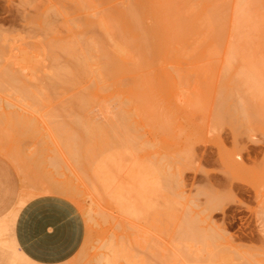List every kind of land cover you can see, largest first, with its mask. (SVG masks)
Returning a JSON list of instances; mask_svg holds the SVG:
<instances>
[{
    "label": "rangeland",
    "instance_id": "rangeland-1",
    "mask_svg": "<svg viewBox=\"0 0 264 264\" xmlns=\"http://www.w3.org/2000/svg\"><path fill=\"white\" fill-rule=\"evenodd\" d=\"M75 1H77L78 4ZM75 1L73 0H70V1L69 0H0V37L2 39L0 43V50H1L0 71L2 72L4 69L5 70L9 69L16 75L22 74L21 76L19 75L18 77L19 79L23 78V80L25 81L24 82L22 81V79L20 80L17 79L15 84L14 82H10L14 84L12 85L9 83V80L5 78L6 80H8L9 84L5 83L6 80L1 83V75H0V121L2 122V120H4L3 117L6 118L7 114L9 113L10 115L11 113L12 114L11 118L14 117L13 121L16 119L18 120L19 117H20V120H23V121L28 119V122L31 119L30 122L32 124L36 123V127L35 125H32V127L34 126L33 131H35V133L37 132V135H35L33 139L30 138L26 142L20 140V142L22 143L24 142L22 144L19 142V140H17L20 137L19 136L20 134L17 135L18 134L17 132H20L19 130L21 129V127L16 125L14 126L15 127L14 128V127H11L12 125H7V124L5 125L4 123L0 124V130H1L0 134L2 135V136L0 135V138H3V137L5 138L3 140L4 143L2 140H1L2 143L0 142V147H1L0 148V218L6 217L8 214H10L14 210L8 217L0 220V247L7 249L6 256H8L9 258L14 257L15 258L14 261L16 264H39L31 260L29 257H27L18 248L17 243L14 238V224H15V220H16L19 210L28 200H30L33 197L40 196V195L56 194V195L65 196L66 198L73 201L77 205L79 211L81 212L84 218V222H85V238H84L82 246L72 258L62 263H58V264H114V263H117L119 260L120 261L117 264L119 263L126 264V262L124 263V261H122L123 259L121 260V258H118L119 260H116L117 258H115L114 263L112 261L109 262L110 261L109 259H111L112 255H114L110 253L113 250V247L117 248V249H114L115 251H118L119 247H120V250H122V246L127 244L128 240H129V244L131 243L130 247H132L133 249L132 252L134 253L136 257L135 260H137L138 264H264V69H263L264 68V52H263L264 51V46H263L264 40L260 39L262 37L264 38V34L262 37L261 36L258 37V41H259L258 45L254 47L253 46H250V47L248 46L245 48L241 47L239 51L238 50L239 47L238 49L236 47V49L234 50L233 47H228V46L239 45V44H242L245 40H247L248 36L245 31H243L242 29L239 31L238 27L236 29V27L232 28L231 26H227L223 30H216V29L209 28L205 23L201 22L202 24L201 25L199 22L193 28L187 29L189 30V32L192 31L189 33L191 36L190 37V40H191L190 48H187V49L176 48L177 51L173 49V50H170L171 52L170 51L163 52V56H160L161 58H159L160 61L158 59L156 62L157 64H159L158 66L157 64H155V66L153 65L155 62L152 64V66L150 65H146V66L145 65H133L132 66V64L129 63L131 68L128 67L130 68L129 71L125 69L126 73L127 71L129 73L132 68H133L132 72L133 71L135 72L137 70L138 71L143 70L141 71L143 75H145L146 73L149 74L151 72L150 76H146L147 77L146 79H148L149 81L146 80L144 83L146 84L150 82L149 78L151 76L155 77L156 75V78L158 79L152 78L153 81L151 80L152 82L151 84H153L154 82L160 83V87H161L160 91L158 90L159 88L158 85L156 87L155 83H154L155 85H152V86H154L157 89H152V91H150L149 89L150 87H148L149 85L148 86L144 85L145 88L142 89L143 87L142 78H144L145 80V77L144 76L140 77L142 76L140 72H139L140 74L138 73V75L136 73L134 77L132 76L128 77L127 80L126 78L121 76V78H123L122 82H124L125 80L127 82L125 81L124 83H122L120 81V83L119 82L118 83L126 84L128 86L129 84L128 82H131L130 85H132V83H134L135 81L136 82L138 81V85H136L137 83L133 84V87H135V85L137 86L136 88H138L139 85L142 87L139 86L140 88L137 90L136 88L132 87L135 91H139L140 89L146 90L152 95L154 93H158L159 91V93L160 94L162 93V94L161 95L159 93L156 94L157 96L161 97V98L158 97V99L159 100L163 99L165 102L163 103V105L162 103H160V101L158 102L155 100V102L160 103L159 104L160 106L158 105V107L164 106L163 107L164 110L162 108H160L159 110V108L156 107L157 106L156 103H154L155 106L153 104L152 105L150 104L154 108H151L149 104H147V101L149 99L154 98L156 95H154V97L151 95L152 96L151 98L150 95L148 94L146 95L147 96L146 100H145L146 96L143 97L142 95L143 97V98L141 97L142 101H140L141 98L138 97L139 99L136 102L138 103V105L130 103L132 107L136 105V108L134 107L135 109L132 110L131 109L132 107H129V104L126 105L127 108L128 107L130 108V109L126 108L127 110L129 111L132 110V112L131 111L130 112L133 114L132 116L133 118H131V116L128 115L129 112L127 111H126V115H128L129 117H126V115L124 116L122 115L123 113H121L125 111L124 110L125 107H123L124 109L122 108L123 110L121 109L120 112L116 110L117 109L119 110V108L123 106V104L120 103V101H123L124 99H126L127 100V101L125 100L126 103H128L129 100H131V102L134 103L135 102L133 100L134 97L132 98L130 97V99L128 100V96L130 95V93L127 94L126 92L125 93L119 92L122 88L125 89L126 85L124 86L121 84L122 86L121 87L117 85L116 83L113 84V82H111L112 84L109 85L110 82L108 80L107 81L109 83L105 81L106 82L104 83L105 89L109 88L110 86L112 87L114 85L113 88H111L108 92L103 89L105 93H103L102 91L103 94H101L102 96L100 97L97 96V95H100L98 94L99 92L98 91L95 96H97L96 100L99 102L98 103L95 102L96 101L94 99L95 96L92 98L93 101L95 100L94 104L96 103L95 105L97 106H94V104H92L93 101L91 104H89L91 101L89 102L87 100L88 105L92 109H90L89 106H87V109H84V111L87 110L86 114L87 116H89L88 119H90V122L92 124L95 123V125L97 124L100 125L102 122L103 127H105L104 133L105 134L108 133L107 134L108 136L104 135L105 136L104 138L110 139L109 135L112 136L111 139L115 135L119 136L118 131L120 129L117 125H120V128L124 131L123 132L122 130H120V135L122 136H119V137H121V139L116 138L117 136L114 137V139L115 138L117 139L116 142H119L117 143V145L114 144L116 148H112L113 146L109 144L110 142L107 143L108 139L107 140L105 139L106 144L108 146L109 145L112 146V147L109 146V148L113 149L112 151L113 153L117 148H119V145L122 146L119 149H123V150L122 152H119L121 150L116 151L115 153L117 154L112 156L113 154L112 153L109 154L110 151H108L110 149L108 148L107 145H105L106 149H104L103 151V157L106 158V156H109V155L110 157L112 156L111 158L110 157L106 158V160L108 161L107 168L109 169V174L114 176L113 174L115 173V175L117 176L116 177L111 176L115 183L114 186H112L111 188L109 187V188L103 189L102 186L98 182L90 180V178L92 180L94 179L92 177L89 178V176L91 175L89 174V172L87 173V172H84L83 170L78 169L77 167L78 165L77 164H76L77 166L75 165L74 161L70 159V157L68 156L67 151H65V148L62 149L63 146H60L59 141H57V139L54 137L56 133L55 134L53 133L54 130L52 131V129L54 127L51 125L52 123H54L53 125L57 124L56 120L58 119H59L58 120L59 122H61L60 121L61 118H62L61 120L65 121L64 118L65 119H68V117L72 118V115H74L75 113L83 112V110L80 109V111H78L79 109L76 108V110H74L75 112L73 113V111L68 109L66 105H69V103L71 104V102H73L72 97H75L76 94L78 95L80 94V92L82 91L84 92V90L88 91V89H90L89 86L91 85L90 87H92L94 85V81L92 78L91 79L89 78L91 81H88L89 79L88 80L85 79V81L86 80L87 81L85 83L83 82L81 84L82 86L81 87L79 84L81 83V80H79V82L77 81V83H75L74 85L75 88L69 84H65V86L67 85V88H66L62 82L60 84L57 83L56 84L57 86L55 85L54 86L59 88L58 90L51 84L53 81H56V82L59 81L57 80V77L55 75L56 70H59L58 68L67 66L68 63H71L72 60H74V58H71L72 56L69 57L67 54H65L61 50V48L60 49L58 48V47H61V44L65 45V44L74 42L77 46L78 44L77 42L79 43L81 42L80 46L81 48H84V39H87V38L91 39L93 36L95 38L97 36H102L103 34V32L101 31L102 29L100 30V28L98 27H96L97 29L93 27V28H90L89 30L87 27V25L89 24L86 23L88 19L92 20L93 22L94 21L99 22L100 16L104 19V17H106L104 16V14H106L107 12L108 14L111 13L110 15H112V13L117 12V10H120L121 8L127 9L126 6L130 7L131 3L134 4L135 1L134 0H109V2L106 3V1H101V0H98V1L97 0H83L84 5L86 4L88 6L87 7L85 5V8H82L84 7V5L81 4L82 3L81 0H80L81 3H79V0H75ZM203 1L204 0H199V2L198 0H189V4H190L189 6H192L190 7L191 9H194L197 7L199 8L201 7V4H203ZM233 2H235V4ZM244 2L245 4L247 3L251 6L254 4L256 5L259 4L261 0H240V1L239 0H229V1L227 0V3L228 4L230 3L231 7L232 5H235V6H237L238 4L241 5V3H244ZM152 5H150L151 7L147 6L148 10L150 9L153 11L155 10L156 7L160 6V5H155L153 7ZM76 8L79 11H77ZM92 9L95 11H93ZM120 11H123V9H121ZM118 13H121V12L118 11L117 14ZM117 14H116V18H117ZM46 15H47V18L51 20L50 22H48V20L45 22H43L44 20L42 21L43 19L42 16L46 18ZM148 18L149 20L146 18L147 22L145 20L146 26L148 25L147 26L148 29H154V26L158 24L157 23L158 21H156L157 19L156 20L155 18L153 19V16H148ZM155 21L157 24H155ZM47 24L49 25L51 24V25L47 26ZM178 30L179 29H171L170 31L171 35L176 42L177 41L184 42L185 35H186L185 33L186 32L188 33V31L185 29L186 32L184 33L183 32L184 30L183 31L182 30L178 31ZM215 36L217 37V39L218 38L221 39V41L218 42V46L223 47V48L221 49L211 48V49H205V50L206 52L209 50L211 51L212 49L217 50V51H214L215 53L212 56L214 59L216 58H219V59L212 62L213 58L209 54L211 58L209 56L208 57L212 60L210 59L208 60V57H207V60L210 63L209 62L205 63L207 61L206 56L208 54H204V57H203V54H201V52L198 54L199 49L205 48L203 46H205V44L208 43L209 40ZM205 38L207 40L209 38L210 39L206 42ZM244 38H247V39H244ZM116 41H117L116 39L115 41L114 39L109 41L110 43H108V46L109 44L111 45V47H109L110 50L112 49L114 45L116 46L118 44V41L117 42ZM52 47L56 49L53 50ZM194 47L195 48L197 47L196 49L198 50V52H196L197 50L195 49L193 50ZM57 48L59 49V52ZM74 48L77 51V47H74ZM256 48L257 49L259 48V50L257 51ZM219 49L222 52H220ZM226 49L227 50L229 49L228 52ZM55 50H57V54H56L57 57L53 58V54L56 53ZM201 50H202V53H206L204 49H201ZM232 50H233V53H232ZM49 51L50 52L53 51V52L49 53ZM78 51H80V49ZM47 53L49 55L52 54L51 55L52 58L49 55H47ZM186 56L188 58H186ZM178 58H181V59H178ZM244 58H247V59H244ZM56 59L57 61H55ZM169 59H172V60L168 61ZM246 60L248 61L246 62ZM4 61H6V63L8 64H6ZM21 61L23 62L21 63ZM24 61L25 62L28 61L27 62L28 66L29 65L30 66L28 67L26 65L27 63L24 64L25 63ZM180 61H182L181 64L183 63V61H185L184 64H182V67L184 69L180 68L181 67L180 66L179 67L180 69L176 67V70H175V67L173 68L171 67L173 66L172 64L171 66L169 65L170 62L171 63L174 62L175 64V62L179 63ZM196 61L198 65H196ZM178 63L175 64L174 66H177V65L179 66L180 63L179 64ZM20 64L21 65L24 64L25 68L21 66ZM186 64H188V66ZM8 65H10L11 67ZM184 65H186L187 67ZM23 68L24 70L22 71ZM124 68L125 66L123 67V69ZM197 68H200V69H197ZM168 70L171 73L165 74ZM158 71L160 74H158ZM179 71L182 74H181V77L180 78L178 77L179 79L178 78L177 79L179 80L178 82H180L181 79H183L181 82L183 85L177 82L176 80L177 76L175 77L174 75L176 74L180 76ZM201 71L202 73L207 71V73H204L205 75L208 74L205 77L211 74L210 77H207V78L201 77L203 75L202 73L201 75H199L200 74L199 72ZM128 73L126 75L129 76ZM133 74L135 73H132V75ZM168 74H170V76L172 75L173 78H171L170 76H167ZM160 75L163 78L166 76V78H164L165 80L163 78L160 79ZM188 76L190 78L191 77H194V78L190 79ZM168 77L170 78V80L173 79L172 80L174 81L173 84L172 82H170ZM223 77L225 79L227 78V80H225ZM129 78L131 80H128ZM136 78L137 80H135ZM139 78H141L142 83L140 82V80H138ZM188 78L190 79L192 83L190 81H187V83H185L184 85V81L186 82V80H189ZM237 78L240 80V82ZM192 79L194 80V82ZM132 80L134 81L132 82ZM155 80L156 81L159 80V81L156 82ZM235 80L238 81L239 83H236ZM18 82H24V83H18ZM139 82L141 84H139ZM176 83L180 84L178 86L181 90V93H183L184 98L186 99L184 98H183L184 100L182 98L180 99L182 95L180 96L179 94L180 92L178 93L179 89H177L176 91V88H177V85H175ZM194 83H197V84H194ZM232 83H236V84H232ZM78 84L81 87L80 89H79ZM62 85L65 88L63 87L61 88ZM102 85L103 84L101 83V89L104 88ZM174 85L176 86V88L174 87ZM117 86L121 88V89L119 88V91H117L118 90ZM69 87L73 88V90H76V91L74 92L73 90L71 91L70 90L71 88ZM146 87L148 88L146 89ZM230 87H232L233 89ZM68 88H69V91L68 90L66 91V89ZM115 88L117 89L115 91L119 92L118 95L117 93L115 95V91H113V89ZM173 88H175V90ZM133 89L132 91L134 92ZM171 89H173V91ZM20 90L22 91L24 90L30 93L28 94L23 93L24 94L23 95L21 94L22 92ZM126 90L128 89L126 88ZM129 90L131 91V89ZM227 90L228 92H226ZM153 91L154 93H152ZM162 91L165 93H163ZM35 92L41 97L40 100L38 99L39 97L36 96L37 94ZM176 92L178 93V95H176ZM196 92H197V95H196ZM122 94H124V96ZM132 94L133 93H131V95ZM28 95H31L30 99H28L29 97ZM24 96L26 98H24ZM33 96H34V100H33L34 102L31 101L33 99L32 98ZM45 96L47 97V99H45L46 98ZM117 96L121 98L120 101L118 100L119 101L118 102L116 100L115 102L111 103L113 97L115 99ZM174 96L176 97L174 98ZM42 97H44V101L46 100L48 101L50 100V101L41 102V100H43ZM177 97H179L180 100ZM220 98H222V100H220ZM250 98H252L253 100ZM36 100H38V102ZM101 100H104V101L106 100V102L102 103L104 106H100L102 102ZM68 101H71V102L68 103ZM238 101H240V103ZM152 102L153 101L151 100L148 103H152ZM223 102H224V105H223ZM116 103H118L121 107L115 106ZM111 105L114 106V107L112 106L114 109L110 107ZM98 106L101 107L100 108L101 111L99 110V108H97ZM37 107H39L40 109L39 108L37 109ZM72 107L73 106H71V108ZM88 107L91 111L88 109ZM42 108H44V110ZM65 108H66V111L67 110L69 111L68 113H70V115L72 114L71 116L67 115L66 117V114L68 113L67 112L63 113ZM223 108H225V110ZM73 109H75V107L72 108V110ZM117 112L119 114L121 113V115L118 116L119 114H117ZM14 113L16 114L14 115ZM53 113H55L56 115L59 113V115H57L56 117V115ZM61 113H63L64 118L61 117L62 116ZM229 113L231 114L232 119L230 118ZM52 114L53 116H55V118H58V119L52 120L53 119ZM78 114L81 115V113H78ZM82 114L84 115L85 112ZM105 114L110 116L113 119L108 120V116L106 117ZM79 115L75 114V116H78L79 118H81V116ZM135 115L136 117H139L138 124L141 125V126L137 125L138 128L136 127V123H137L136 121L138 118H136ZM165 115L168 118V120L166 119ZM15 116H19V117H15ZM90 116H92L93 118L92 117L90 118ZM122 116H124L125 118H122ZM8 117L9 116H7L6 120L8 119L10 120V118ZM49 117L52 118L51 119L52 122ZM103 117L107 119L103 121L102 120ZM127 118L131 119V121L132 119H134L133 121H135L134 122L135 124L132 122L131 123L133 127L136 128L135 130H138V131L140 130L139 132H135L134 128L131 127L130 122L127 121L129 120ZM81 119H84V118L82 117ZM106 120L107 122L105 123ZM63 121L61 123H64ZM111 121H113V123L115 124L114 127H112L113 124L111 125V127H108L109 126L108 124ZM123 121L125 122L127 121V122L124 123ZM115 122H118L119 124ZM154 122L156 124H154ZM127 125L129 128L126 127ZM154 126L159 127L160 130L159 128H155ZM8 127H11L10 129L14 128L13 131H11L13 133L8 132L9 131ZM16 127H19L17 129L18 131L16 130ZM116 127L119 129V130L116 129L118 131L114 130ZM124 127L127 129H125ZM110 128L111 130L113 128L114 131L113 130L111 131ZM164 128L166 132L168 131V133H165V131L163 132L162 129ZM166 128L169 130H166ZM5 129H7V131H5ZM2 130L3 132L5 131L8 133H5V132L3 133ZM21 131H23V129H21ZM127 131L130 134L133 131H134L133 132L134 134L140 133L141 137L143 138H139L140 135H136L137 136L136 137L133 134L132 135L136 137L139 141L136 140V138L134 137L131 138L132 135L128 136L127 134V137H124V135H126L125 132ZM169 131H170V134H169ZM26 132H29V131H26ZM115 132L116 134L114 135L113 133ZM122 132L123 134L124 133L125 134L124 135L121 134ZM9 133H11L12 135ZM24 133L25 132H23V135ZM8 134L12 138L9 137L10 139H8L7 137ZM13 134L14 135L16 134L17 136L15 135L16 137H14ZM166 134H168L167 137H165ZM29 135H32V134L31 133L28 134L27 138H29ZM6 137L9 140V143L7 142L8 144H5V140H7ZM128 137L129 139H127ZM22 138H19V139H22ZM12 139L14 140L13 142H12ZM15 140L17 141L16 143H15ZM115 140H113L112 142H114ZM123 142H125V144ZM147 143H150V144H147ZM3 144L5 145L4 148H3ZM14 144H17V145H14ZM18 144H21V145H19L18 147ZM134 146L135 148L138 147L139 149L138 148L135 149ZM143 146H146L147 148H144ZM148 146L150 147L149 149H148ZM2 149L3 150L5 149V150L2 151ZM105 150H107L108 155H105L106 154L104 153ZM138 150L140 152H138ZM144 150L145 151L147 150V151L144 153ZM10 152H12L13 154ZM127 152L130 154H127ZM124 154L127 155V157ZM117 155L121 157L116 158ZM148 157L150 158L149 162L147 161ZM118 158L119 160L120 158L122 160L121 163L120 162L118 163L120 165L119 167L121 168L117 166L119 170L115 166L116 163L118 162L117 161ZM137 158H139L140 161H138ZM143 158L146 159V160L144 159V161L146 162H143ZM131 159L132 160L135 159V160L132 161ZM71 160L73 162H71ZM113 160H116V162ZM151 160L153 164H151ZM154 161H155V164H154ZM233 161L235 163L233 165L234 167L232 166L233 168H235L236 164L237 166L242 164V166L238 168L236 166L235 169L231 168L230 165H232ZM139 162H141L140 163L141 165L140 164L138 165ZM133 163H135L134 164L135 167H133ZM145 164L147 167L146 171H144L146 167L144 168V166H142ZM157 164H158L157 167L160 170H157L158 169L156 167ZM150 165L152 166L154 165V167ZM110 166L112 167L109 168ZM127 166L130 169L131 167H133L132 169L134 170L132 169L130 170ZM138 166H139V169H137ZM150 167L152 169L154 168H157V169H154V171H151ZM243 167L247 169H244ZM239 168L240 169L243 168V170H240ZM141 169H142V172H141ZM125 171H128V172H125ZM133 174H136V176H133ZM137 176L138 178H136ZM152 176H155V177H152ZM148 177L150 178L152 177V178L148 179ZM170 177L172 178V180ZM167 180L169 182H166ZM94 182H96L94 184L96 188H97L96 185L98 184L100 185V189L102 190L103 193L101 192L99 187H98L99 190L97 189L98 191L97 190H96L97 192L95 191L96 188L93 185ZM141 182H143L144 188L143 186H141ZM116 183L119 184L121 188L122 187L124 188L126 187L127 189L132 188L137 193V195H139V197L143 196L144 198L142 199L147 203V205H150L152 211H150L151 209H149L148 213L146 212L145 214L144 212V214L141 215L142 218L140 217V215L137 217H132V216L130 217L129 214L123 212V210L120 209L118 205H116L117 203L113 201L115 199H113L114 195L112 194L114 193L112 191L117 186ZM136 184L139 185L137 188L135 187ZM159 190L161 192H159ZM140 193L141 194L143 193V194L141 195ZM100 194L104 195V198L106 200L103 199V197ZM127 194L128 193L126 191V196ZM109 195H112V197H109ZM233 196L235 197L233 198ZM156 207H158L157 210H156ZM167 207H169L170 210H168L169 208ZM159 209L160 210L162 209V210L160 211ZM154 210H155V213L158 212L157 214L158 216L155 215L158 219L155 218V216L153 215ZM149 211H150V214H149ZM162 213L166 216H164ZM133 218L134 220L135 219L136 220L134 221ZM147 218L148 220H146ZM151 219H154L155 223ZM191 220L194 222L198 221L197 225L200 224L199 227L202 230H204V232L213 231V233H216V234L218 233L217 235L215 234V236L216 238L219 239L218 240L219 242L217 243V240L215 239L216 243L213 241V243L211 244L212 247H209L210 245L208 246L207 242L201 241V242L195 243L191 239H188L189 237L183 236V233H186L185 227H187L186 234H189L191 232V229L189 227L193 225L192 224L193 222ZM136 221H140V222H136ZM122 228L124 229L122 230ZM136 232L138 233V236H136L137 234ZM124 233H126V237L129 239L124 238V235H125ZM178 235L180 236L182 235L183 237L182 236L180 237ZM119 236L121 237L123 236V240L125 239V242H126V243L124 242L125 244L121 242V240H120L121 243L118 244L119 238H121ZM142 236L144 237V239L145 237H147L148 239L146 238L144 240L142 239L143 238ZM116 237H119V238H116ZM115 239H117V241ZM146 240L148 243L145 242ZM112 241L116 242V246L113 244L115 242H112ZM109 242L111 244H109ZM134 242L135 243L138 242L139 244H137V246H134L135 244ZM132 243H134L133 244L134 247L132 246ZM145 243H146V246L144 245ZM108 244L110 247L108 246ZM112 244H113V247H112ZM117 245H119V247ZM187 245L189 247L191 245L192 246L189 248ZM125 247H123V249H125ZM220 248L222 251L220 250ZM129 249L127 248V250ZM207 249L208 250L211 249V251H209L210 253L208 252ZM115 256L116 255H114V257ZM178 256H180V258ZM206 260L208 262H206Z\"/></svg>",
    "mask_w": 264,
    "mask_h": 264
},
{
    "label": "bare ground",
    "instance_id": "bare-ground-1",
    "mask_svg": "<svg viewBox=\"0 0 264 264\" xmlns=\"http://www.w3.org/2000/svg\"><path fill=\"white\" fill-rule=\"evenodd\" d=\"M70 1V0H69ZM73 1H75V0H73ZM81 1H82V3H81ZM79 0V3H81V4H83L84 5V2H83V0ZM98 1V0H97ZM101 1H106V3H108L109 2V0L107 1V0H101ZM135 2H134V4H132L131 3V5H130V7H127L126 6V8L127 9H124V8H121V9H123V11H120V10H117V12L119 11V12H121V13H118L117 14V12H115V13H112V15H110V14H108V12L106 13V14H104V16H106V17H104V19L100 16V21L99 22H97V21H92V20H87L86 21V23L87 24H89V25H87V24H85V25H87V27H88V29L90 30V28H95V29H97L96 27H98V28H100V30L103 32V34H102V36H97V37H95L94 38V36L91 38V39H84V48H81V46H80V43L79 42H77L78 44H77V46H76V44H75V46H74V44L73 43H68V44H65V45H63V44H61V47H58L59 49L61 48V50L65 53V54H67L69 57H71V58H74V60H72V62L71 63H68V65L67 66H64V67H62V68H58L59 70H56V72H55V75H56V77H57V80H59L58 82H56V81H53L52 82V84L51 85H55V86H57L56 84L57 83H63L64 84V86H65V84H69V85H71V86H73L74 87V85H75V83H77V81L79 82V80H81V83H79L80 84V86H81V84L84 82H86L89 78L91 79H93V81H94V85L92 86V87H90L89 86V88L90 89H88V91L86 90H84V92L82 91V92H80V94H76L75 95V97H72V101L73 102H71V101H68V103L69 102H71V104L69 103V105H66L67 106V108L68 109H70L71 111H73V113L75 112L74 110H76V108L77 109H79L78 111H80V109L81 110H83V112H78V113H81V115H79L78 113H75V114H77V115H79V116H81V118L83 117L84 119L85 118H87V119H81V118H79L78 116H75V114L74 115H72V118H70V117H68V119H69V121H68V119H65L64 117H63V113H68L69 111L67 110L66 111V108H65V110H64V112H63V110H62V112L63 113H61L62 114V116L61 117H63L64 118V120L65 121H63V120H61L60 119V121L62 122H64V123H61V122H59L58 120V118H55V116H53V114H55V113H53L52 114V118H50V120L52 119V120H54V119H58V120H56V122H57V124H55V125H53L54 123H50L54 128L52 129V131H53V133L55 134L56 133V135L58 136V138H57V136L55 135L54 137L57 139V141H59V144H60V146H63L62 147V149H64L65 148V151H67V153H68V156L70 157V159H72L73 161H74V163H75V165L78 167V169L79 170H83L84 172H89V174H91L90 176H89V178L90 177H92L94 180H92L91 178H90V180L91 181H96V182H98L101 186H102V188L104 189V188H111L112 186H114V181H113V179H112V177H116L117 175H115V173L113 174L114 176H112V175H110L109 174V169L107 168V163H108V161L106 160V158H108V157H110V155L109 156H106V158L105 157H103V151H104V149H106V146L105 145H107L106 144V140L108 139V142L107 143H109L110 145H112V146H110V147H112V148H116V146L115 145H117V143H119V142H116L117 141V139L116 138H120L121 139V137H119V136H122V135H120V130H122L121 128H120V125H117L118 127H119V129L116 127L114 130L115 131H118V134H119V136L118 135H115L116 134V132L115 133H113L114 135V137H116L115 139H114V137L111 139V135H109V137H110V139L109 138H104L105 136L104 135H107L108 133H107V131H106V133L107 134H105L104 133V129H105V127H103V125H102V122H101V124L100 125H102V126H100V125H95V123L94 124H92L91 122H90V119H88V117L89 116H87V114H86V111H84V109H87V106H89L88 105V101L90 102L89 104H91L92 103V101H93V97L97 94V92H98V94H100V95H97V96H102L101 94H103V93H105V91H103V89L104 90H106L107 92L111 89V88H113V86L111 87H109V88H107V89H105V86H104V83H109L110 82V84L109 85H111L112 83L111 82H113V84H117V85H119V86H121V84L122 83H124L126 80H127V78L128 77H134V75H136V73H137V75H138V73L140 72L141 73V75L142 76H140V77H145V80H144V78H142V80H141V78H139L138 80H140V82L142 83V85H143V87L142 86H140V87H142V89L143 88H145V86H148V87H150L149 89H150V91H152V89H157V88H155L154 86H152V85H155L156 84V87H157V85H158V90L160 91V89H161V87H160V83H158L157 81H159L160 79H162L163 77H161V75H160V79L159 80H155L157 83H153V84H151L152 82H151V80H152V78H156V75H155V77H153V76H151L149 79H150V82H148V83H144L146 80L147 81H149L148 79H146L147 77L146 76H150V73L148 74V73H146L145 75H143L142 74V72L141 71H143V70H137V71H133L132 72V69H131V71L130 72H132V73H135V74H133L132 75V73H128V71H129V69L131 68L130 67V65H129V63L130 64H132V66L133 65H150V66H152V64L155 66V64H157L156 62H157V60L159 59V58H161L160 56H163V52H167V51H170V50H173V49H175V51H177L176 50V48H184V49H187V48H190L191 47V40H190V32H192V31H190L189 32V30H187V29H190V28H193L195 25H197V23H199L200 22V24H201V22L202 23H205L209 28H211V29H216V30H223L224 28H226L227 26H231L232 28L234 27H236V29H237V27H238V30L240 31L241 29L243 30V31H245L246 32V34H247V36H248V39L247 38H244V39H247V40H243L244 42L242 43V44H239V45H235V46H228V47H233L234 48V50L236 49V47H237V49H238V47H239V51H240V48L242 47V48H245V47H250V46H256V45H258L259 44V41H258V37L259 36H263V34H264V0L262 1L261 0V2L259 3V4H254V5H249V4H245V2L244 3H241V5L240 4H238L237 6H235V5H232V7H231V5H230V3L228 4L227 3V0H204L203 1V4H201V7H197V8H194V9H191L190 7H192V6H189L190 4H189V0L187 1V0H134ZM229 1V0H228ZM240 1V0H239ZM76 3H77V1H75ZM198 2H199V0H198ZM237 2V1H236ZM72 3V2H71ZM100 3V2H99ZM99 3H98V5H99ZM234 4H235V2H233ZM249 3H250V1H249ZM78 4V3H77ZM76 4V5H77ZM80 4V5H81ZM102 4V3H101ZM152 4H154V5H152ZM243 4H245V5H243ZM86 5V4H85ZM85 5H84V7H82V8H85ZM97 5V6H98ZM150 5H152L153 7L155 6V5H160V6H158V7H156L155 8V10H148V7L147 6H150ZM78 6V5H77ZM76 6V7H77ZM87 6V5H86ZM80 7V6H79ZM88 7V6H87ZM125 7V6H124ZM151 7V6H150ZM152 7V8H153ZM77 9V8H76ZM88 9V8H87ZM86 9V10H87ZM90 10V9H89ZM93 10V9H92ZM77 11H79L78 9H77ZM82 11H83V9H82ZM81 11V12H82ZM93 11H95V10H93ZM90 12V11H89ZM97 12V11H96ZM116 14H117V18H116ZM119 16V17H118ZM148 16H153V19L155 18V20L156 21H158L157 23H156V21H155V24H157L156 26H154V29H148V25L146 26V24H145V20H146V18L149 20V18H148ZM49 17V16H48ZM87 17V16H86ZM43 18V19H42ZM42 21L43 22H45V21H47L48 20V22H50L51 20H49L48 18H47V15H46V18L45 17H43L42 16ZM102 18V19H101ZM40 19V20H41ZM95 19V18H94ZM91 21V22H90ZM146 22H147V20H146ZM70 23H71V21H70ZM43 25H45V24H43ZM51 25V24H50ZM49 24H47V26H50ZM83 25V24H82ZM199 25V24H198ZM202 25V24H201ZM156 27V28H155ZM207 28V27H206ZM49 29V28H48ZM171 29H179V30H184L183 32L185 33L186 31H185V29L188 31V33L186 32L185 34V40H184V42H180V41H175L174 39H173V37H172V35H171ZM178 30V31H179ZM43 31V30H42ZM91 31H92V29H91ZM47 32V31H46ZM99 32V31H98ZM240 33H242V32H240ZM72 35V34H71ZM89 35V34H88ZM188 35V36H187ZM85 36V35H84ZM74 37V36H73ZM86 37V36H85ZM84 37V38H85ZM197 37V36H196ZM216 37V36H215ZM215 37H213L212 39H208L209 40V42L208 43H206L205 44V46H203V47H205V48H201V49H211V48H213V49H216V48H223V47H220V46H218V42L219 41H221V39H217V37L215 38ZM114 39V41H115V39L118 41V44L115 46V48H114V46L112 47V49L110 50L109 49V47H111V45L109 44V46H108V43H110L109 41L110 40H113ZM206 39V38H205ZM260 39H262V40H264V38L262 37V38H260ZM259 39V40H260ZM1 37H0V43H1ZM204 40V39H203ZM207 39L205 40L206 42L208 41ZM242 40V39H241ZM73 41V40H72ZM116 41V42H117ZM76 42V41H75ZM3 43V42H2ZM63 43V42H62ZM263 44V43H262ZM59 45V44H58ZM83 45V44H82ZM79 46V47H78ZM260 46V45H259ZM263 46H264V44H263ZM74 47H77V51H76V49L74 48ZM83 47V46H82ZM3 48V47H2ZM1 48V49H2ZM53 48V47H52ZM57 48V49H58ZM197 48V47H196ZM195 47L193 48V50L195 49V50H197ZM227 48V47H226ZM4 49H5V47H4ZM50 49V48H49ZM54 49H56V48H53V50ZM59 49H58V52H59ZM80 49V51H78ZM178 49V50H179ZM201 49H199V52H198V50L196 51V52H198V54L201 52V54H203V57H204V54H208L207 56H206V60H207V57L209 56V54L211 55V57L213 58V54L215 53L214 51H217V50H211L212 51V53H211V51L209 50V51H207L206 52V50H205V52L206 53H202V50ZM219 49V50H220ZM254 49V48H253ZM203 50V51H204ZM227 50V49H226ZM225 50V51H226ZM229 50V49H228ZM228 50H227V52H228ZM251 50V49H250ZM256 50L258 51L259 50V48L257 49L256 48ZM56 51V53H54L53 54V58H56L57 57V50H55ZM175 51H173V52H175ZM243 51H244V49H243ZM248 51H249V49H248ZM51 52H53V51H51ZM50 51H49V53H51ZM171 52V51H170ZM186 52V51H185ZM210 52V53H209ZM220 52H222L221 50H220ZM219 52V53H220ZM264 52V51H263ZM0 53H1V50H0ZM63 53V54H64ZM232 53H233V50H232ZM245 53V52H244ZM161 54V55H160ZM217 54V53H216ZM47 55H49L48 53H47ZM52 54H50L49 56L52 58V56H51ZM55 55V56H54ZM169 55V54H168ZM180 55V54H179ZM218 55V54H217ZM58 56H59V54H58ZM230 56V55H229ZM1 57H3V56H1ZM69 57H68V59H69ZM201 57V56H200ZM210 57V56H209ZM208 57V60L211 58H209ZM186 58H188L187 56H186ZM249 58H250V56H249ZM262 58V57H261ZM59 59V58H58ZM178 59H181V58H178ZM185 59V58H184ZM190 59V58H189ZM205 59V58H204ZM217 59H219V58H216V59H214L213 58V60L212 59H210V60H212V62H214V61H216ZM226 59V58H225ZM234 59V58H233ZM244 59H247V58H244ZM53 60V59H52ZM163 60V59H162ZM170 60H172V59H169L168 61H170ZM197 60V59H196ZM205 60V61H206ZM204 61L205 63H207V62H209V61ZM243 60V59H242ZM255 60H256V58H255ZM32 61V60H31ZM55 61H57V59L55 60ZM60 61V60H59ZM159 61H160V59H159ZM168 61H167V63H168ZM186 61V60H185ZM185 61H183V63L182 64H184V62ZM188 61V60H187ZM248 60H246V62H247ZM253 61V60H252ZM251 61V62H252ZM261 61V60H260ZM5 63H6V61H4ZM23 61H21V63H22ZM25 62V61H24ZM28 61H26L24 64H26ZM30 62V61H29ZM70 62V61H69ZM181 62L182 61H180L179 63H180V65L178 66H174L175 64H177L176 62H175V64H174V62H170V66H171V64L173 65V66H171L172 68L173 67H175V70H176V67H180V68H183L182 67V64H181ZM189 62V61H188ZM229 62V61H228ZM242 62V61H241ZM244 62V61H243ZM256 62V61H255ZM165 63V62H164ZM178 63V64H179ZM187 63V62H186ZM199 63V62H198ZM210 63V62H209ZM6 64H8V63H6ZM24 64L23 65H21V66H23L24 67ZM33 64V63H32ZM262 64V63H261ZM27 66H28V63L26 64ZM128 65V66H127ZM159 64H157V66H158ZM168 65V66H169ZM187 66H188V64H186ZM186 65H184V66H186ZM192 65V64H191ZM196 65H198L197 64V61H196ZM224 65H225V63H224ZM250 65V64H249ZM8 66H10V65H8ZM30 66V65H29ZM28 66V67H29ZM125 66V68L123 69V67ZM167 66V67H168ZM186 66V67H187ZM190 66V65H189ZM193 66V65H192ZM210 66H211V64H210ZM227 66V65H226ZM244 66V65H243ZM246 66V65H245ZM11 67V66H10ZM128 67H130V68H128ZM137 67V66H136ZM195 67V66H194ZM207 67V66H206ZM249 67V66H248ZM25 68V67H24ZM24 68L22 69V71L24 70ZM139 68V67H138ZM141 68V67H140ZM169 68V67H168ZM179 68V69H180ZM196 68V67H195ZM204 68V67H203ZM212 68V67H211ZM245 68V67H244ZM262 68V67H261ZM20 69H21V67H20ZM128 70L127 71V73L129 74V76L128 75H126L127 73H126V70ZM135 69V68H134ZM146 69V68H145ZM162 69H164V68H162ZM184 69V68H183ZM190 69V68H189ZM197 69H200V68H197ZM232 69V68H231ZM246 69V68H245ZM249 69V68H248ZM257 69V68H256ZM264 69V68H263ZM125 70V71H124ZM247 70V69H246ZM145 71V70H144ZM199 71V70H198ZM19 72V71H18ZM126 74H125V73ZM147 72V71H146ZM161 72H162V70H161ZM164 72V71H163ZM180 72V71H179ZM17 73V72H16ZM139 73V74H140ZM143 73H145V72H143ZM167 73H171V72H169V70L165 73V74H167ZM173 73V72H172ZM200 73V74H199ZM198 74L199 75H201V73H202V71L201 72H199ZM204 73H207V71L206 72H204ZM204 73H202L203 75L201 76V77H203V78H207V77H210V75L209 76H207V77H205L206 75H208V74H204ZM223 73V72H222ZM234 73V72H233ZM131 74V75H130ZM158 74H160L159 73V71H158ZM174 74V73H173ZM181 72H180V76H178V75H176V74H174L175 75V77H176V80H177V82L179 81L178 79L181 77ZM185 74V73H184ZM257 74V73H256ZM0 75H1V83L2 82H4L6 79H8L9 80V83L10 82H14V84L16 83V81H17V79H19V75L21 76L22 74H18V75H16V74H14L12 71H10L9 69H4L2 72L0 71ZM124 75V76H123ZM125 75H126V77H125ZM187 75V74H186ZM191 75V74H190ZM121 76L122 77H124V78H126V80L124 81V82H122L123 81V78H121ZM165 76V75H164ZM167 76H170V74H168ZM185 76V75H184ZM23 77V76H22ZM55 77V78H56ZM139 77V76H138ZM171 78H173V76L171 75L170 76ZM174 77V78H175ZM179 77V78H178ZM189 77V76H188ZM225 77V76H224ZM223 77V78H224ZM4 78V79H3ZM6 78V79H5ZM10 78V79H9ZM120 78H121V80H120ZM164 78H166V76L164 77ZM163 78V79H164ZM178 78V79H177ZM190 78V77H189ZM188 78V79H189ZM191 78H194V77H191ZM190 78V79H191ZM203 78H202V80H203ZM20 79H22V81H24L23 80V78H20ZM19 79V80H20ZM83 79V80H82ZM85 79H87L86 81H85ZM88 80V81H91V80ZM133 79V78H132ZM156 79H158V78H156ZM168 79L170 80V78L168 77ZM190 79L189 80H186V82L184 81V85H185V83H187V81H190ZM211 79V78H210ZM225 79V78H224ZM234 79V78H233ZM238 79V78H237ZM254 79V78H253ZM8 80H6L5 81V83H8ZM15 80V81H14ZM109 82H108V81ZM128 80H131L130 78L128 79ZM135 80H137V78L135 79ZM165 80V79H164ZM173 79H171L170 80V82H172V84H173V82L174 81H172ZM175 80V81H176ZM182 80L183 79H181V81L180 82H178V83H180V84H182L181 82H182ZM193 80V79H192ZM196 80V79H195ZM209 80V79H208ZM225 80H227V78L225 79ZM232 80V79H231ZM230 80V81H231ZM239 80V79H238ZM92 81V82H93ZM106 81V82H105ZM120 81L122 82L121 84H119L120 83ZM134 80H132V82H133ZM153 81V80H152ZM161 81V80H160ZM197 81V80H196ZM205 81V80H204ZM234 81V80H233ZM236 81V80H235ZM25 82V81H24ZM24 82H18V83H24ZM91 82V83H92ZM119 82V83H118ZM127 82V81H126ZM139 82V84H141ZM191 82V81H190ZM193 82H194V80H193ZM213 82V81H212ZM228 82V81H227ZM239 82H240V80H239ZM238 81H236V83H239ZM257 82V81H256ZM8 83V84H9ZM89 83V82H88ZM101 83L103 84L102 86L104 87V88H102L101 89ZM129 84H128V86L126 85V84H122V85H126V87H125V89L124 88H120L119 86H117V88H118V90L115 88V89H113V91H115V90H117V91H119V88L121 89L119 92H122V93H127V94H129L130 93V95L128 96V100L130 99V97L132 98V97H134V103H132L131 102V100H129L128 101V103H126L125 102V100L126 99H124L123 101H120V97L119 96H117L115 99H114V97H113V99H112V102H111V100H110V102L111 103H113V102H115L116 100L118 101H120V103H122L123 104V106L121 107L118 103H116V105L115 106H120L121 108H119V110L117 109L116 111H118V112H120V110L123 108V107H125V111H123V112H121V113H123L122 115H126V111L127 112H129L128 113V115L129 116H131V118H133L132 116H133V114L131 113L132 112V110L133 109H135L136 108V105H134V107H132V105L131 104H137L138 105V103H136L137 102V100L139 99L138 97H142V95H143V97H145L146 95H150V97L152 98V96L154 97V95H156V94H158L159 93V91H158V93H154V91L152 92V93H154L153 95L151 94V93H149L148 91H146V90H139V91H135L133 88H136L137 86L136 85H138V81L136 82H134V83H132V85H130V83L131 82H128ZM137 83V84H136ZM162 83H163V81H162ZM189 83V82H188ZM192 83V82H191ZM190 83V84H191ZM236 83H232V84H236ZM10 84H12V85H14L13 83H10ZM79 84H78V86H79ZM133 84H136L135 85V87H133ZM151 84V85H150ZM180 84H175V85H177V88H176V86L174 85V87L176 88V91H177V89H179V91H178V93L180 94V96L182 95V97H180V99L182 98H184V95H183V93H181V90H180V88H179V86L178 85H180ZM194 84H197V83H194ZM199 84V83H198ZM227 84V83H226ZM21 85V84H20ZM87 85V84H86ZM145 85V86H144ZM162 85V84H161ZM167 85V84H166ZM183 85V84H182ZM181 85V86H182ZM224 85V84H223ZM23 86V85H22ZM54 86V87H55ZM79 86V89L82 87H80ZM83 86H84V84H83ZM130 86H131V88H130ZM138 86V88H136V90L137 89H139L140 87ZM163 86H165V85H163ZM169 86V85H168ZM188 86V85H187ZM191 86V85H190ZM195 86V85H194ZM199 86V85H198ZM24 87V86H23ZM63 87V85L61 86V88ZM66 88H67V85L65 86ZM65 87H63V88H65ZM77 87V86H76ZM122 87V86H121ZM133 87V88H132ZM148 87H146V89L148 88ZM152 87V88H151ZM154 87V88H153ZM233 87H235V86H233ZM55 88H57V87H55ZM60 88V89H61ZM69 88H71V87H69ZM69 88L68 89H66V91L68 90L69 91ZM75 88V87H74ZM126 88L128 89V90H126ZM175 88H173L174 90H175ZM185 88H187V87H185ZM193 88V87H192ZM196 88V87H195ZM224 88V87H223ZM226 88V87H225ZM230 88H232V87H230ZM19 89V88H18ZM53 89V88H52ZM59 88H57V90H58ZM124 89V90H123ZM129 89H131V91L129 90ZM132 89L134 90V92L132 91ZM173 89H171L172 91H173ZM197 89V88H196ZM229 89V88H228ZM233 89V88H232ZM71 91L73 90V88H71L70 89ZM78 90V89H77ZM123 90V91H122ZM163 90H164V88H163ZM166 90V89H165ZM209 90V89H208ZM223 90H225V89H223ZM245 90V89H244ZM22 93L21 94H23V93H25V94H28V93H30V92H27V91H22V90H20ZM30 91V90H29ZM35 91V90H34ZM74 91H76V90H73V92ZM102 91H103V93H102ZM112 91V92H113ZM141 91H143V92H141ZM146 91V92H145ZM156 91V90H155ZM231 91V90H230ZM119 92H116L115 91V95H116V93H117V95H118V93ZM157 92V91H156ZM163 92V91H162ZM221 92H223V91H221ZM226 92H228V90L226 91ZM36 93V92H35ZM49 93V92H48ZM72 93V92H71ZM70 93V94H71ZM110 93V92H109ZM114 93V92H113ZM112 93V94H113ZM131 93H133L132 95H131ZM144 93V94H143ZM145 93H147V94H145ZM163 93H165V92H163ZM178 93L176 92V95H178ZM195 93V92H194ZM214 93V92H213ZM17 94V93H16ZM18 94H20V93H18ZM34 94V93H33ZM33 94H31V95H33ZM37 94V93H36ZM66 94V93H65ZM160 94V93H159ZM162 94V93H161ZM160 94V95H161ZM24 95V94H23ZM31 95H28L29 97H28V99H30V97H31ZM121 95V94H120ZM123 96H124V94H122ZM134 95V96H133ZM140 95V96H139ZM152 95V96H151ZM164 95V94H163ZM170 95V94H169ZM188 95V94H187ZM192 95V94H191ZM196 95H197V92H196ZM204 95V94H203ZM224 95V94H223ZM222 95V96H223ZM234 95V94H233ZM27 96V95H26ZM35 96V95H34ZM34 96L32 97L33 99L31 100L32 102H34L33 100H34ZM36 96H38L37 98L40 100V96L37 94ZM50 96V95H49ZM55 96V95H54ZM97 96H95V100L97 99L96 97ZM157 96V95H156ZM156 96L154 97V98H152V99H149L148 101H147V104H149V106L151 107V108H154L153 106H151L152 104L155 106V104L154 103H156L155 102V100L156 101H160V103H162V105H163V103L165 102L163 99V101L160 99H158V97H160V96H157V98H156ZM193 96V95H192ZM211 96V95H210ZM221 96V95H220ZM19 97V96H18ZM46 97V96H45ZM98 97V98H99ZM142 97V98H143ZM149 97V96H148ZM164 97V96H163ZM176 96H174V98H175ZM179 97H177L178 99H179ZM191 97V96H190ZM195 97V96H194ZM226 97V96H225ZM224 97V98H225ZM232 97V96H231ZM24 98H26L25 96H24ZM43 98V100H41V102L43 101V102H49L48 100H46V101H44V97H42ZM51 98V97H50ZM90 98H91V100H90ZM102 98V97H101ZM108 98V97H107ZM142 98L140 99V101H142ZM146 98H147V96L145 97V100H146ZM161 98V97H160ZM170 98V97H169ZM188 98H189V96H188ZM35 99H36V97H35ZM45 99H47V97L45 98ZM178 99H177V101H178ZM179 99V100H180ZM184 99H186V98H184ZM183 99V100H184ZM194 99V98H193ZM241 99V98H240ZM250 99H252V98H250ZM249 99V100H250ZM88 100V101H87ZM94 100V101H95ZM153 101L152 103H148V102H150V101ZM188 100V99H187ZM186 100V101H187ZM217 100V99H216ZM220 100H222V98H220ZM253 100V99H252ZM37 102H38V100H36ZM94 101H93V103L92 104H94ZM102 101V102H101ZM100 102H101V104H100V106H104L102 103L103 102H106V100L104 101V100H101ZM118 101V102H119ZM127 101V100H126ZM144 101V100H143ZM162 101V102H161ZM189 101V100H188ZM67 102V101H66ZM65 102V103H66ZM96 103H98L99 101H95ZM108 102V101H107ZM139 102V101H138ZM145 102V101H144ZM156 103L157 104V106L156 107H158V105L160 104V103ZM239 103H240V101H238ZM27 103V102H26ZM63 103V102H62ZM61 103V104H62ZM95 103V104H96ZM126 103V104H125ZM131 103V104H130ZM140 103V102H139ZM146 103V102H145ZM144 103V104H145ZM176 103H178V102H176ZM188 103V102H187ZM234 103V102H233ZM242 103V102H241ZM249 103V102H248ZM257 103V102H256ZM40 104H42V103H40ZM58 104V103H57ZM94 104V106H97V105H95ZM125 104V105H124ZM129 104V107H132L131 109L132 110H127V109H130L129 107L127 108L126 107V105H128ZM143 104V103H142ZM151 104V105H150ZM60 105V104H59ZM108 105V104H107ZM107 105H106V107H107ZM131 105V106H130ZM193 105V104H192ZM223 105H224V102H223ZM239 105V104H238ZM257 105V104H256ZM43 106V105H42ZM69 106V107H68ZM71 106H73L72 108H74L75 107V109H73L72 110V108H71ZM92 106V105H91ZM113 105H111L110 107H112ZM143 106V105H142ZM160 106V105H159ZM196 106V105H195ZM199 106V105H198ZM241 106V105H240ZM244 106V105H243ZM247 106V105H246ZM39 107H40V105H39ZM39 107H37V109L39 108ZM46 107V106H45ZM60 107V106H59ZM90 107V106H89ZM89 107H88V109H89ZM106 107H104V108H106ZM114 107V106H113ZM112 107V108H113ZM148 107V106H147ZM146 107V108H147ZM164 107V106H163ZM162 106L161 107H158L159 108V110H160V108H162L163 110H164V108H163ZM235 107V106H234ZM245 107V106H244ZM34 108V107H33ZM58 108V107H57ZM97 108H99V110L101 111V107H97ZM127 108V109H126ZM142 108V107H141ZM149 108V107H148ZM246 108V107H245ZM40 109V108H39ZM43 110H44V108H42ZM61 109V108H60ZM90 109H92L91 107H90ZM89 109V110H90ZM108 109V108H107ZM114 109V108H113ZM122 109V110H123ZM224 110H225V108H223ZM240 109V108H239ZM98 110V109H97ZM158 110V109H157ZM158 110V111H159ZM162 110V111H163ZM229 110V109H228ZM250 110H251V108H250ZM50 111V110H49ZM49 111H47V112H49ZM53 111H54V109H53ZM52 111V112H53ZM70 111V112H71ZM91 111V110H90ZM89 111V112H90ZM112 111V110H111ZM223 111V110H222ZM42 112V111H41ZM60 112V111H59ZM85 112V114H86V116H85V114L83 115L82 113H84ZM97 112V111H96ZM117 112V114H119ZM141 112V111H140ZM241 112V111H240ZM244 112H245V110H244ZM250 112V111H249ZM98 113H100V112H98ZM111 113H113V112H111ZM110 113V114H111ZM121 113L118 115V116H120L121 115ZM163 113V112H162ZM243 113V112H242ZM16 113H14V115H15ZM60 114V115H61ZM131 114V115H130ZM158 114V113H157ZM161 114V113H160ZM230 114V113H229ZM248 114V113H247ZM11 115V116H10ZM10 115H9V113L7 114V116H9L8 118H10V120L8 119V120H6V118H7V116H6V118L5 117H3V119L5 120V122H4V120H2V122L0 121V124H7V125H12L11 127H14V126H19V127H21V129H23V131H21V129L19 130L20 132H17L16 134L17 135H19L18 137L19 138H22V139H17V140H19V142H20V140H22V141H24V142H26L27 140H29L30 138L31 139H33V137L35 136V135H37V132L35 133V131H33V128H34V126L32 127V125H35V127H36V123L34 124H32L30 121H31V119H30V121L28 122V119L27 120H25V121H23V120H20V117L19 116H15V117H19V119L17 120H14L13 121V119H14V117L13 118H11L12 117V114L10 113ZM13 115V116H14ZM56 115V114H55ZM57 115H59V113L57 114ZM57 115H56V117H57ZM67 115L69 116L70 115V113H68V114H66V117H67ZM70 115V116H71ZM83 115V116H82ZM100 115V114H99ZM106 115V114H105ZM115 115H116V113H115ZM128 115H126V117H129ZM142 115V114H141ZM156 115V114H155ZM226 115V114H225ZM245 115V114H244ZM96 116V115H95ZM102 116V115H101ZM108 115H106V117H107ZM124 116H122V118H125ZM143 116V115H142ZM157 116V115H156ZM162 116H163V114H162ZM168 116V115H167ZM221 116V115H220ZM227 116V115H226ZM229 116V115H228ZM250 116V115H249ZM60 117V116H59ZM92 116H90V118H91ZM135 117H136V115H135ZM159 117V116H158ZM165 117H166V115H165ZM22 118V117H21ZM48 118V117H47ZM93 118V117H92ZM119 118V117H118ZM136 118H138L137 119V123H136V127L138 128V126L137 125H140V124H138V121H139V117H136ZM140 118H141V116H140ZM148 118V117H147ZM161 118V117H160ZM217 118V117H216ZM219 118V117H218ZM224 118V117H223ZM229 118V117H228ZM230 118H231V114H230ZM234 118V117H233ZM249 118V117H248ZM12 119V120H11ZM23 119V118H22ZM105 119H107V118H104L103 117V121L105 120ZM109 119H113V118H111L110 116H108V120ZM127 119H129V118H127ZM164 119V118H163ZM162 119V120H163ZM166 119L168 120V118L166 117ZM165 119V120H166ZM169 119H171V118H169ZM222 119V118H221ZM232 119V118H231ZM52 120H51V122H52ZM86 120H88V121H86ZM114 120H116V119H114ZM126 120V119H125ZM134 119H132V121H131V119H129V120H127V121H129L130 122V125H131V127H133V125H132V123H134L135 121H133ZM148 120H150V119H148ZM91 121H93V120H91ZM94 121H95V119H94ZM119 121V120H118ZM126 121V122H127ZM158 121V120H157ZM33 122V121H32ZM47 122V121H46ZM54 122V121H53ZM66 122V123H65ZM97 122V121H96ZM107 122V120L105 121V123ZM120 122V121H119ZM124 123H126L125 121H123ZM132 122V123H131ZM151 122V121H150ZM166 122V121H165ZM237 122V121H236ZM60 123V124H59ZM98 123V122H97ZM100 123V122H99ZM115 123H118V122H115ZM153 123V122H152ZM169 123V122H168ZM167 123V124H168ZM113 124V126L112 127H114L115 126V124L113 123V121H111V122H109V126L108 127H111V125ZM119 124V123H118ZM121 124V123H120ZM135 124V123H134ZM154 124H156L155 122H154ZM5 125H4V127H5ZM122 125V124H121ZM169 125V124H168ZM3 126V125H2ZM123 126H124V124H123ZM141 126V125H140ZM147 126V125H146ZM149 126V125H148ZM165 126H166V124H165ZM164 126V127H165ZM11 127H8L7 129L9 130L8 132H11V131H13V129L15 128H12V129H10ZM19 127H16V130L19 128ZM51 127V126H50ZM127 128H129L128 127V125L126 126ZM144 127H145V125H144ZM152 127V126H151ZM155 127V126H154ZM52 128V127H51ZM125 128V127H124ZM123 128V129H124ZM127 128H125V129H127ZM134 128V130L136 129L135 127H133ZM155 128H159V127H155ZM162 128V127H161ZM7 129H5V131H7ZM116 129H118V130H116ZM143 129V128H142ZM110 130H111V128H110ZM112 130H113V128H112ZM111 130V131H112ZM113 130V131H114ZM156 130H158V129H156ZM159 130H160V128H159ZM163 130V132L165 131V128L164 129H162ZM161 130V131H162ZM166 130H169V129H167L166 128ZM1 131V130H0ZM4 131V132H5ZM18 131V130H17ZM26 131H29V132H26ZM123 131V130H122ZM140 131V130H139ZM138 130H135V132H139ZM142 131V130H141ZM152 131V130H151ZM2 132H3V130H2ZM3 132V133H4ZM8 132H5V133H8ZM15 132V131H14ZM23 132H25L24 133V135H23ZM124 132V131H123ZM123 132L121 133V134H123ZM134 132V131H133ZM133 132H131V134L127 131V132H125L126 133V135H124V137H127V134H128V136H131L132 134L133 135H140V133L138 134H134ZM153 132V131H152ZM11 133H13V132H11ZM11 133H9V134H11ZM32 134V135H29V138H27L28 137V134ZM161 133V132H160ZM165 133H168V131L166 132L165 131ZM9 134H8V139H10V138H12V137H10L9 136ZM15 134V135H16ZM23 136H22V135ZM53 134V135H54ZM130 134V135H129ZM163 134V133H162ZM169 134H170V131H169ZM1 135V134H0ZM12 135V134H11ZM14 134H13V136L14 137H16ZM26 135V136H25ZM131 136V138L132 137H134V136ZM2 136V135H1ZM108 136V135H107ZM168 136V134H166V136L165 137H167ZM170 136V135H169ZM171 136H172V134H171ZM175 136V135H174ZM182 136V135H181ZM7 137H6V139H7ZM10 137V138H9ZM24 137H25V139H24ZM137 137V136H136ZM136 137H134V138H136ZM154 137H156V136H154ZM133 138V139H134ZM139 138H143V137H141V135H140V137ZM174 138V137H173ZM5 138L3 137V138H0V142H1V140L3 141ZM7 139V140H8ZM59 139V140H58ZM106 139V140H105ZM127 139H129V137L127 138ZM175 139V138H174ZM7 140H5V144H8L9 143V140L7 141ZM113 140H115L114 142H116V143H114V142H112ZM124 140H125V138H124ZM135 140V139H134ZM136 140H138L137 138H136ZM14 140L12 139V142H13ZM123 141V140H122ZM127 141V140H126ZM139 141V140H138ZM140 141H141V139H140ZM8 142V143H7ZM11 142V143H12ZM17 141L15 140V143H16ZM18 142V143H19ZM23 142V143H24ZM137 142V141H136ZM2 143V142H1ZM3 143H4V141H3ZM20 143H22V142H20ZM22 143V144H23ZM113 143V144H112ZM124 144H125V142H123ZM134 143V142H133ZM26 144V143H25ZM115 144V145H114ZM123 144V145H124ZM131 144V143H130ZM135 144V143H134ZM133 144V145H134ZM137 144H139V143H137ZM147 144H150V143H147ZM14 145H17V144H14ZM19 145H21V144H18V147H19ZM119 145V144H118ZM132 145V146H133ZM136 145V144H135ZM108 146V145H107ZM109 146H108V148H109ZM115 146V147H114ZM126 146V145H125ZM124 146V147H125ZM140 146V145H139ZM5 147V145L3 144V148ZM118 147V146H117ZM122 146H120L119 145V148H121ZM144 148H147L146 146H143ZM1 148V147H0ZM111 148V149H112ZM119 148H117L115 151H114V153L112 152L113 151V149L111 150L110 148V150H108V151H110L109 152V154L110 153H112L113 155L112 156H114L115 154H117V153H115L116 151H118V150H121V151H119V152H122V150L123 149H119ZM131 148V147H130ZM134 148H135V146H134ZM138 147H136L135 149H137ZM150 147L148 146V149H149ZM14 149V148H13ZM128 149V148H127ZM126 149V150H127ZM139 149V148H138ZM147 149V150H148ZM5 150V149H4ZM3 149H2V151H4ZM133 150V149H132ZM146 150V151H147ZM11 151V150H10ZM13 151V150H12ZM125 151V150H124ZM129 151V150H128ZM145 150H144V153L146 152ZM131 152V151H130ZM135 152V151H134ZM138 152H140L139 150H138ZM3 153V152H2ZM7 153H9V152H7ZM10 153H12V152H10ZM66 153V152H65ZM104 153H106L105 155H108L107 154V150H105V152ZM150 153V152H149ZM13 154V153H12ZM127 154H130V153H128L127 152ZM120 155V154H119ZM119 155H117L116 156V158L117 157H121V156H119ZM125 155V154H124ZM239 155V154H238ZM111 156V157H112ZM126 157H127V155H125ZM13 157H14V155H13ZM110 157V158H111ZM151 157V156H150ZM239 157V156H238ZM114 158V157H113ZM115 158V159H116ZM149 158V157H148ZM148 158H147V161L149 162L150 161V158H149V160H148ZM242 158V157H241ZM13 159V158H12ZM124 159V158H123ZM144 159L145 158H143V162H146V161H144ZM71 160V162H73ZM112 160V159H111ZM129 160V159H128ZM132 160V159H131ZM135 160V159H134ZM134 160H132V161H134ZM137 160L138 161H140V159L139 158H137ZM146 160V159H145ZM109 161H110V159H109ZM113 161H115L116 162V160H113ZM112 161V162H113ZM117 163H116V167L118 166H120L118 163L120 162L121 163V158H120V160H119V158L117 159ZM70 162V163H71ZM176 162V161H175ZM73 163V164H74ZM141 162H139L138 163V165L140 164ZM237 163V162H236ZM126 164V163H125ZM135 163H133V167H135V165H134ZM151 164H153V162H152V160H151ZM154 164H155V161H154ZM231 164V163H230ZM235 163H234V161L232 162V165H230L231 166V168H233ZM72 165V164H71ZM122 165V164H121ZM128 165V164H127ZM137 165V164H136ZM141 165V164H140ZM238 165H239V163H238ZM142 166H144V168L146 167V164L145 165H142ZM148 166V165H147ZM150 166H152V165H150ZM158 166V164L156 165V167ZM172 166V165H171ZM181 166V165H180ZM233 166V167H232ZM236 166H237V164H236ZM236 166H235V168H236ZM240 166H242V164L241 165H239V166H237V168L238 167H240ZM74 167V166H73ZM80 167V168H79ZM112 166H110L109 168H111ZM117 167V169L119 170V168H121V167H119L118 168ZM128 167V166H127ZM126 167V168H127ZM133 167H131V169L133 168ZM152 167H154V165L152 166ZM176 167V166H175ZM76 168V167H75ZM129 168V167H128ZM158 168V167H157ZM157 168H154V169H157ZM178 168V167H177ZM231 168H229V169H231ZM235 168H233V169H235ZM244 168V167H243ZM243 168L242 169H240V170H243ZM77 169V170H78ZM130 169V168H129ZM130 169V170H131ZM137 169H139V166H138V168ZM149 169V168H148ZM150 169H151V171H154V169H152L151 167H150ZM176 169V168H175ZM185 169V168H184ZM244 169H247V168H244ZM113 170V169H112ZM132 170H134V169H132ZM147 170V167L145 168V170L144 171H146ZM157 170H160L159 168L157 169ZM172 170V169H171ZM178 170V169H177ZM150 171V170H149ZM148 171V172H149ZM117 172V171H116ZM125 172H128V171H125ZM141 172H142V169H141ZM147 172V173H148ZM177 172V171H176ZM233 172V171H232ZM82 173V172H81ZM131 173V172H130ZM133 173V172H132ZM135 173V172H134ZM137 173V172H136ZM146 173V172H145ZM151 173V172H150ZM158 173V172H157ZM178 173V172H177ZM248 173V172H247ZM89 174H87V175H89ZM117 174V173H116ZM119 174V173H118ZM127 174V173H126ZM143 174V173H142ZM131 175V174H130ZM138 175V174H137ZM147 175V174H146ZM154 175V174H153ZM156 175V174H155ZM112 176V177H111ZM119 176H121V175H119ZM118 176V177H119ZM133 176H136V174H133ZM159 176V175H158ZM234 176V175H233ZM86 177V176H85ZM117 177V178H118ZM129 177H131V176H129ZM152 177H155V176H152ZM151 177V178H152ZM157 177V176H156ZM161 177V176H160ZM88 178V177H87ZM135 178V177H134ZM134 178H133V180H134ZM136 178H138V176L136 177ZM144 178V177H143ZM150 177H148V179H149ZM150 178V179H151ZM171 178V177H170ZM244 178V177H243ZM161 179V178H160ZM174 179V178H173ZM90 180H88V181H90ZM118 180V179H117ZM171 180H172V178H171ZM138 181V180H137ZM149 181V180H148ZM155 181V180H154ZM246 181V180H245ZM96 182H94L93 183V185L96 183ZM135 182H136V180H135ZM166 182H169L168 180L166 181ZM171 182V181H170ZM90 183H92V182H90ZM97 183V184H98ZM159 183H161V182H159ZM96 185L97 186V188L95 187V185H94V187L96 188H94L95 189V191L98 189V187H99V189H100V185ZM117 184V183H116ZM124 184V183H123ZM134 184V183H133ZM172 184V183H171ZM92 185V184H91ZM89 186V185H88ZM126 186V185H125ZM133 186H135V185H133ZM139 185H137L136 184V188L138 187ZM141 186H143V188H144V184H143V182H141ZM147 186V185H146ZM152 186V185H151ZM161 186V185H160ZM130 187V186H129ZM150 187V186H149ZM123 188V189H122ZM121 188V186H119V184H117V186L114 188V190L112 191L114 194H112V195H114V198L113 199H115V200H113V201H115L117 204L116 205H118L119 207H120V209H122L123 210V212H125V213H127V214H129L130 215V217L132 216V217H137V216H139L140 215V217H141V215L142 214H144V212H145V214H146V212L148 213V210L149 209H151V207H150V205H147V203L142 199V198H144L143 196L142 197H139V195H137V193L132 189H127L126 187L124 188V187H122ZM159 188V187H158ZM98 189V190H99ZM147 189V188H146ZM157 189V188H156ZM163 189H164V187H163ZM97 190V191H98ZM101 190V189H100ZM107 190V189H106ZM153 190H154V188H153ZM96 191V192H97ZM126 191H127V196H126ZM138 191V190H137ZM139 191H140V189H139ZM147 191V190H146ZM163 191V190H162ZM101 192H102V190H101ZM150 192V191H149ZM159 192H161L160 190H159ZM103 193V192H102ZM101 193V194H102ZM104 193H106V192H104ZM152 193V192H151ZM156 193V192H155ZM260 193V192H259ZM94 194V193H93ZM100 194V195H101ZM141 194V193H140ZM143 194V193H142ZM141 194V195H142ZM97 195V194H96ZM112 195H109V197H112ZM153 195V194H152ZM259 195V194H258ZM102 197H103V199H105L104 198V195H101ZM150 196V195H149ZM101 197V198H102ZM171 197V196H170ZM235 196H233V198H234ZM112 199V198H111ZM106 200V199H105ZM107 200H108V198H107ZM234 201V200H233ZM239 202V201H238ZM114 204V203H113ZM168 204V203H167ZM166 204V205H167ZM117 206V207H118ZM168 206V205H167ZM157 208L158 207H156V210H157ZM167 208H169V207H167ZM214 208V207H213ZM160 210V209H159ZM162 210V209H161ZM160 210V211H161ZM168 210H170V208L168 209ZM168 210H166V211H168ZM150 211H152V209L150 210ZM150 211H149V214H150ZM165 211V210H164ZM157 212V211H156ZM205 212H207V211H205ZM154 213V214H153ZM153 213H151V214H153L154 216L155 215H157L158 214V212L157 213H155V210H154V212ZM160 213V212H159ZM169 213H170V211H169ZM209 213V212H208ZM163 214V213H162ZM165 214H167V213H165ZM153 215H151V216H153ZM161 215V214H160ZM160 215H159V217H160ZM164 215V214H163ZM150 216V217H151ZM158 216V215H157ZM164 216H166V215H164ZM163 216V217H164ZM185 216V215H184ZM148 217V216H147ZM142 218V217H141ZM140 218V219H141ZM154 218V217H153ZM155 218H157L156 216H155ZM187 218V217H186ZM185 218V219H186ZM158 219V218H157ZM133 220H134V218H133ZM136 220V219H135ZM134 220V221H135ZM139 220V219H138ZM146 220H148V218L146 219ZM145 220V221H146ZM153 222H154V219H151ZM193 220V219H192ZM191 220V221H192ZM199 220V219H198ZM204 220H206V219H204ZM141 221V220H140ZM140 221H136V222H140ZM190 221V222H191ZM181 222V221H180ZM188 222V221H187ZM190 222H189V224H190ZM193 223V225H191V226H189L190 227V229H191V232L189 233V234H186L187 233V227H185L184 229H185V231H186V233H183V236H186V237H189L188 239H191L192 241H194L195 243L196 242H201V241H203V242H207L208 243V246L209 247H212L211 246V244L213 243V241L216 243V241H215V239L217 240V243L219 242L218 240V238H216V236H215V234L216 233H213V231H211V232H204V230H202L200 227H199V225H197L198 223V221L196 222H194V221H192ZM151 223V222H150ZM155 223V222H154ZM153 223V224H154ZM185 224V223H184ZM188 224V223H187ZM135 225V224H134ZM151 225V224H150ZM204 225V224H203ZM188 227V228H189ZM120 228V227H119ZM152 228V227H151ZM182 228H183V226H182ZM124 228H122V230H123ZM210 229V228H209ZM142 230V229H141ZM183 230V229H182ZM189 230V229H188ZM211 230V229H210ZM213 230V229H212ZM124 232H125V230H124ZM150 232V231H149ZM216 232V231H215ZM137 233V232H136ZM144 233V232H143ZM125 235H124V238L126 239L127 237H126V233H124ZM132 234V233H131ZM182 234V233H181ZM218 234V233H217ZM216 234V235H217ZM117 235V234H116ZM134 235V234H133ZM221 235V234H220ZM136 236H138V233L136 234ZM144 236V235H143ZM142 236V237H143ZM178 236H180V235H178ZM182 236V235H181ZM180 236V237H181ZM182 236V237H183ZM119 237H121V236H119ZM119 237H116V238H119ZM141 237V238H142ZM222 237V236H221ZM122 238V239H121ZM121 238H119V243L118 244H120L121 242H125V239L123 240V236L121 237ZM147 237H145V239H146ZM176 238V237H175ZM127 239H129V238H127ZM137 239H139V238H137ZM142 239H144V237L142 238ZM144 239V240H145ZM148 239V238H147ZM180 239V238H179ZM223 239V238H222ZM116 241H117V239H115ZM120 240H121V242H120ZM183 240H185V239H183ZM183 240H181V241H183ZM112 242H115V241H112ZM128 243L127 244H125L126 245V247H125V245L124 244H122V245H124V246H122V250H120V247H119V245H117L119 248H118V251H115L114 249H117L116 247L114 248L113 247V244L116 246V242L115 243H113L112 244V247H113V250L110 252L111 254H114V255H116L115 257H114V255H112V258L111 259H109L110 261L109 262H115L114 261V259L115 258H117L116 260H119L118 258H121V260L122 261H124V263L126 262V264H138L137 263V260H135V255H134V253L132 252V247H130V244H129V240L127 241ZM136 242V241H135ZM134 242V243H135ZM146 243H148L147 242V240L145 241ZM188 242V241H187ZM186 242V243H187ZM194 242H192V243H194ZM134 243H132V246H133V244ZM141 243H143V242H141ZM146 243L144 244L145 246H146ZM182 243H184V242H182ZM181 243V244H182ZM191 243V242H190ZM109 244H111L110 242H109ZM109 244H108V246H109ZM136 244V245H135ZM134 244V246H137V244H139L138 242L137 243H135ZM204 244V243H203ZM202 244V245H203ZM128 245V246H127ZM201 245V244H200ZM207 245V244H206ZM133 246V247H134ZM148 246V245H147ZM188 246V245H187ZM192 246V245H191ZM190 246V247H191ZM194 246V245H193ZM204 246V245H203ZM213 246H214V244H213ZM216 246H217V244H216ZM220 246V245H219ZM218 246V247H219ZM104 247V246H103ZM110 247V246H109ZM108 247V248H109ZM123 247H125V249H123ZM129 247H130V249H129ZM178 247V246H177ZM189 247V246H188ZM189 247V248H190ZM202 247V246H201ZM217 247V248H218ZM127 248L129 249V250H127ZM186 248V247H185ZM208 248V247H207ZM215 248V247H214ZM111 249V248H110ZM204 249V248H203ZM185 250V249H184ZM199 250V249H198ZM202 250V249H201ZM200 250V251H201ZM208 250V249H207ZM220 250H221V248H220ZM110 251V250H109ZM114 251V252H113ZM206 251V250H205ZM209 251H211V249L210 250H208V252ZM212 251H214V250H212ZM222 251V250H221ZM220 251V252H221ZM224 251V250H223ZM180 252V251H179ZM188 252H190V251H188ZM199 252V251H198ZM202 252V251H201ZM207 252V251H206ZM116 253V254H115ZM210 253V252H209ZM227 253H229V252H227ZM217 254V253H216ZM226 254V253H225ZM191 255V254H190ZM197 255V254H196ZM213 255V254H212ZM230 255V254H229ZM111 256V255H110ZM182 256V255H181ZM193 256V255H192ZM200 256V255H199ZM202 256H203V254H202ZM210 256V255H209ZM215 256V255H214ZM179 258H180V256H178ZM211 257V256H210ZM185 258V257H184ZM198 259V258H197ZM205 259V258H204ZM120 261V260H119ZM118 261V262H119ZM186 261V260H185ZM202 261V260H201ZM117 262V263H118ZM128 262V263H127ZM206 262H208L207 260H206ZM117 263H114V264H117ZM215 263V262H214ZM120 264V263H119Z\"/></svg>",
    "mask_w": 264,
    "mask_h": 264
},
{
    "label": "crops",
    "instance_id": "crops-1",
    "mask_svg": "<svg viewBox=\"0 0 264 264\" xmlns=\"http://www.w3.org/2000/svg\"><path fill=\"white\" fill-rule=\"evenodd\" d=\"M14 238L18 248L31 260L39 264L62 263L72 258L83 244L84 218L77 205L65 196H36L19 210ZM6 255L7 249L0 247V264L15 263L14 257Z\"/></svg>",
    "mask_w": 264,
    "mask_h": 264
}]
</instances>
